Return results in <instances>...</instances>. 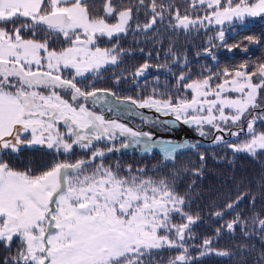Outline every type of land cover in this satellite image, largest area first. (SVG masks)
Here are the masks:
<instances>
[{"label":"snow or ice","instance_id":"obj_1","mask_svg":"<svg viewBox=\"0 0 264 264\" xmlns=\"http://www.w3.org/2000/svg\"><path fill=\"white\" fill-rule=\"evenodd\" d=\"M135 7L137 16L141 9L150 13L147 23L137 24L141 30L152 29L166 18L169 28L186 33L218 26L196 53L213 62L218 61L214 49L239 48V42L227 43L226 22L264 17V0H187L183 14L175 0H148L147 4L137 0ZM132 19L133 8L119 7L117 0H102L98 7L95 0H0V243L10 251L14 241L19 242L16 254L5 257L3 264H145L146 256L164 249L181 250L168 264H188L185 245L195 238L192 226L199 216L185 211L187 194L176 191L178 173L174 171L172 179L157 178L129 165L127 175H121L119 164L114 170L103 158L106 152L137 145L151 152L162 144L164 158L174 162L178 150L195 149L197 144L158 142L153 132L106 119L89 107V102L93 106L108 103L109 93L116 101L174 117L165 124L194 125L201 136L208 134L207 125L217 133L227 131L239 137L246 125L248 138L228 146L234 153L264 155V130L256 127L264 125V62L245 61L215 72L206 68L193 78L186 54L178 56L170 47L173 63L180 66L182 60L183 65L178 74L167 65H156L175 78L172 90L160 94L166 98H157L156 89L146 99L121 98L95 86L101 70L117 64L123 51L102 48L98 40L126 33ZM244 39L259 43L251 35ZM50 40L63 44L52 47ZM150 67L142 64L134 77L143 76ZM87 74L92 79L85 83ZM61 126L65 131H60ZM119 137L126 138L119 148L115 143L106 149L94 146V142L111 143ZM213 143L227 142L223 135H216ZM74 145L90 150L91 155L75 163L53 160L36 169L28 164L23 170L10 161L25 147L45 146L56 154H69ZM98 158L100 163L95 164ZM200 159L204 160L203 154ZM154 170L159 169L154 166ZM243 199L238 196L214 215L223 218ZM174 216L184 222H174ZM221 227L230 233L240 227L245 235L256 229L264 232V218L255 212L248 218L237 213ZM220 232L217 228V237ZM212 244L213 239L205 238L201 255L213 251L229 255L226 250H214Z\"/></svg>","mask_w":264,"mask_h":264},{"label":"trees","instance_id":"obj_2","mask_svg":"<svg viewBox=\"0 0 264 264\" xmlns=\"http://www.w3.org/2000/svg\"><path fill=\"white\" fill-rule=\"evenodd\" d=\"M95 2L98 7L102 0ZM175 2L183 14L187 8V0H175ZM117 3L122 8L132 7L133 19L126 33L111 39L104 37L98 40L100 47H117L123 51L117 64L105 66L94 83L97 88L110 89L121 98L131 96L133 99H145L153 95V89H156L157 98H166L161 97L160 94L172 90L175 78L167 68L156 65H167L177 74L183 65L182 60L180 66L173 63L168 51L170 47L178 56L186 54L193 78L198 77L206 68L215 72L224 67L238 66L245 61L249 64L264 62V17H257L247 26L238 28L235 31L238 34L235 36L231 33L226 35L227 43L239 42V48L232 52L225 47L214 49L218 61L213 62L211 57L197 56L196 53L203 50L207 36L214 35L216 27L209 26L208 29H201L199 33L193 31L186 33L183 30L169 28L166 18L163 23L158 21L152 29L141 30L137 28V24L147 23L150 13L146 15L145 9H141L137 16L135 7L137 0H117ZM147 3L148 0H145V4ZM198 12L203 14L202 11L198 10ZM250 35L256 37L259 43H250L244 39ZM52 40H50L52 47L63 44L62 40L57 43H52ZM244 48H247L246 52L241 51ZM144 63H149L153 67H150L143 76L134 77L136 69ZM184 70L187 71V68ZM157 77H159L158 82ZM88 78L85 83L91 81L92 74L88 75ZM117 80L120 82L116 83ZM189 98H191L190 93ZM256 127L264 130V125L260 123ZM247 138L246 132H241L238 138L226 141L227 143L200 144L195 149H184L176 154L174 162L164 159L159 152L141 154L135 151L105 155L103 162L114 170L119 164L121 175H127L126 169L129 165L133 169L144 168L148 175L157 178L163 176L172 179V173L174 171L178 173L175 177L176 191L181 195L187 194L185 198L188 204L185 206V211L193 216H199V220L192 226L195 238L187 240L185 245L190 257L188 264H264V232L256 229L245 235L240 227L231 233L221 227L226 221L234 219L237 213L248 218L255 212L264 218V155L253 157L245 152L234 153L228 146L231 141L237 142ZM90 152V150L74 148L69 154H56L52 149L33 146L25 147L19 156L13 155L10 161L18 170H23L28 164H32L36 169L48 165L53 160L75 163L78 159H87ZM201 154L204 155L203 161L200 159ZM94 163L99 164L100 158ZM154 166L159 170L155 171ZM88 171H91V168ZM238 196H244V199L235 210L226 212L223 218L214 215L216 211H223L225 205L235 201ZM253 197H255L254 207ZM173 221L184 222L179 216H174ZM217 228L221 229L219 237L216 236ZM205 238L213 239L214 250H226L229 255H217L216 251L201 255L204 251L201 246ZM18 243L14 241L10 251L0 243V264H3L5 257L16 254ZM180 251L179 249L153 251L151 256L145 257V264H150L151 261H155L156 264H168L169 258L179 255Z\"/></svg>","mask_w":264,"mask_h":264},{"label":"rangeland","instance_id":"obj_3","mask_svg":"<svg viewBox=\"0 0 264 264\" xmlns=\"http://www.w3.org/2000/svg\"><path fill=\"white\" fill-rule=\"evenodd\" d=\"M255 18L257 17H246L243 22H239L236 20H234L231 23L226 22V24L224 25L226 29V35L232 33L233 31H236L238 28L247 26ZM211 26L218 28V26L215 25H211ZM81 86L83 87V85ZM135 100H140V99H135ZM108 101H109L108 103L101 102L94 106L91 105V102H89V107L93 108V110L97 111L98 113L104 114L106 119H116L120 123H126L128 124L129 127H134L137 130H142L145 132L148 131L153 132L155 134L154 139L157 140L158 142L173 140V141L183 142L187 145H190L191 143H196L198 146L200 144H215L213 143V140L216 135H223L225 141L238 138L236 136H230L227 131L223 133H217L210 126L207 125H205L204 131L208 134L205 136H201L199 132L196 131V126L194 125H184L182 122H177L175 124H165L164 121L174 120V117H172L171 115L165 116L163 113L156 112L155 109L139 108L137 105L131 104V102L123 103L121 101H116L115 97L111 96V93H109L108 95ZM244 127H245L244 132H246V125H244ZM60 131L61 132L65 131L63 126H61ZM231 131L235 132L237 131V128L231 127ZM124 140H126L125 137H119L117 141L111 143L94 142V146L99 147L101 149H106L108 147H111L112 143H115L116 148H119L120 143ZM242 141H237V142L231 141L230 144L240 143ZM40 147H45V146H40ZM162 147L163 145L160 144L158 147L152 149L151 152H144L142 151L141 146L137 145L135 147L120 149L119 151L106 152V155L135 151L141 154H150L153 152H159L163 156ZM74 148H79V147L74 145L71 152L74 151ZM188 148L191 147L190 146L185 147L183 149L178 150V152Z\"/></svg>","mask_w":264,"mask_h":264}]
</instances>
